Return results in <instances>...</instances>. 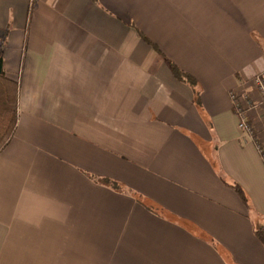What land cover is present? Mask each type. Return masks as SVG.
I'll return each instance as SVG.
<instances>
[{
	"label": "crops",
	"instance_id": "1",
	"mask_svg": "<svg viewBox=\"0 0 264 264\" xmlns=\"http://www.w3.org/2000/svg\"><path fill=\"white\" fill-rule=\"evenodd\" d=\"M0 63V264H264V0H0Z\"/></svg>",
	"mask_w": 264,
	"mask_h": 264
},
{
	"label": "trees",
	"instance_id": "2",
	"mask_svg": "<svg viewBox=\"0 0 264 264\" xmlns=\"http://www.w3.org/2000/svg\"><path fill=\"white\" fill-rule=\"evenodd\" d=\"M175 76L180 81L189 82L191 85H195L196 81L190 75L183 72L176 66H173ZM18 99V86L15 82L8 80L4 73L0 74V106H6L2 112H0V152L6 148L10 139L14 135L15 123L18 121L16 114ZM199 102V100L197 101ZM102 184L110 186L115 190L120 189L116 182L108 179H97ZM233 189L239 195L243 203L248 206V201L243 189L239 185H234ZM256 235L264 245V228L256 229Z\"/></svg>",
	"mask_w": 264,
	"mask_h": 264
},
{
	"label": "built area",
	"instance_id": "3",
	"mask_svg": "<svg viewBox=\"0 0 264 264\" xmlns=\"http://www.w3.org/2000/svg\"><path fill=\"white\" fill-rule=\"evenodd\" d=\"M254 86L259 95L258 100H250L249 98L245 99L243 96H238L237 94H232V99L235 104L236 112L240 118L239 127L245 132H252L251 127L249 126L247 120V113L250 109H262L264 110V77L257 76L254 80Z\"/></svg>",
	"mask_w": 264,
	"mask_h": 264
},
{
	"label": "water",
	"instance_id": "4",
	"mask_svg": "<svg viewBox=\"0 0 264 264\" xmlns=\"http://www.w3.org/2000/svg\"><path fill=\"white\" fill-rule=\"evenodd\" d=\"M3 71H2V64L0 63V74H2Z\"/></svg>",
	"mask_w": 264,
	"mask_h": 264
},
{
	"label": "rangeland",
	"instance_id": "5",
	"mask_svg": "<svg viewBox=\"0 0 264 264\" xmlns=\"http://www.w3.org/2000/svg\"><path fill=\"white\" fill-rule=\"evenodd\" d=\"M261 228H264V224L262 223Z\"/></svg>",
	"mask_w": 264,
	"mask_h": 264
}]
</instances>
